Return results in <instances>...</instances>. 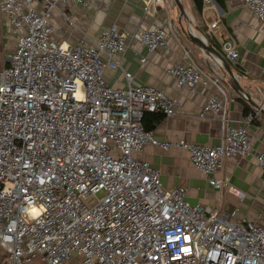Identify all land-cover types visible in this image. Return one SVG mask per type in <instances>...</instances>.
Wrapping results in <instances>:
<instances>
[{
  "label": "built area",
  "instance_id": "built-area-1",
  "mask_svg": "<svg viewBox=\"0 0 264 264\" xmlns=\"http://www.w3.org/2000/svg\"><path fill=\"white\" fill-rule=\"evenodd\" d=\"M36 1L0 2L16 36L8 65L0 68L3 263L264 264L263 224L248 217L228 220L217 208L192 204L186 187H164L160 171L143 157L149 145L182 148L211 186H228L243 200L246 193L223 170L227 158L253 155L264 171V150H253L248 127L253 115L232 124L226 91L186 49L184 60L166 73L180 89L195 92L209 82L219 88L221 95L209 96L199 117L221 122V140L157 139L144 126V114L176 115L180 98L133 81L122 65L128 34L112 23L97 38L82 32L77 42L63 43L55 13L73 24L66 8L88 1ZM241 2L264 21V0ZM162 5L164 0H146L144 10L154 14ZM172 26L170 20L153 23L137 39L149 51L166 48ZM217 26L213 22L211 29ZM222 47L238 60L233 37ZM108 69H122L125 86L110 85Z\"/></svg>",
  "mask_w": 264,
  "mask_h": 264
},
{
  "label": "crops",
  "instance_id": "crops-1",
  "mask_svg": "<svg viewBox=\"0 0 264 264\" xmlns=\"http://www.w3.org/2000/svg\"><path fill=\"white\" fill-rule=\"evenodd\" d=\"M87 1V6L71 4L66 8L73 24L59 12L55 13L57 25L64 30H59L57 38L67 44L77 42L82 32L91 39L97 38L103 28L112 23L118 24L128 34L130 41L122 56V65L134 75L133 81L158 86L180 98L178 113L164 116L153 125L152 131L157 139H185L211 144H218L221 140V122L212 116L199 117L208 97L219 95V88L209 82L200 84L195 92L180 89L166 73V68L183 61L184 51L190 49L203 72L212 80L218 79V85L226 91L227 118L230 122L242 124L248 115H253L248 125L253 150H264V21L256 18L241 0H226L224 5L210 1L203 4L201 11L196 9L193 0H164V5L158 7L154 14L145 12L146 0ZM168 20L173 26L168 28L166 48L149 51L138 41L137 33L153 23ZM216 21L218 26L212 30L211 24ZM193 32L198 37L204 36L226 61L221 63L217 54L193 41L190 38ZM15 37L0 7V68L8 65L9 55L16 45ZM231 37L236 40L239 50L236 61L223 53L222 45ZM142 57H147V60L142 62ZM107 77L112 86L126 84L122 69H108ZM243 92L256 104L244 97ZM247 108L250 110L247 111ZM143 157L160 171L164 187H186L187 200L192 204L204 203L217 208L228 220L238 221L248 217L264 225V171L253 155L233 156L225 160L223 176L246 193L243 200L228 186L222 189L211 186L205 174L195 167L188 152L182 148L163 150L149 145ZM0 260H3L1 249ZM40 263L44 264L40 259L30 264Z\"/></svg>",
  "mask_w": 264,
  "mask_h": 264
},
{
  "label": "trees",
  "instance_id": "trees-1",
  "mask_svg": "<svg viewBox=\"0 0 264 264\" xmlns=\"http://www.w3.org/2000/svg\"><path fill=\"white\" fill-rule=\"evenodd\" d=\"M217 3L224 5L226 0H215ZM194 5L196 6V9L198 11H201L203 8V0H193ZM247 111L250 109L247 108ZM164 114L162 112H146L143 116L142 122L147 130H152L153 125L156 124L158 121H160L162 118H164Z\"/></svg>",
  "mask_w": 264,
  "mask_h": 264
},
{
  "label": "water",
  "instance_id": "water-1",
  "mask_svg": "<svg viewBox=\"0 0 264 264\" xmlns=\"http://www.w3.org/2000/svg\"><path fill=\"white\" fill-rule=\"evenodd\" d=\"M190 38L193 40V41H196L198 42L199 44H201L205 49H208L212 52H214L215 54L218 55L219 59H221L223 61V63L226 61L225 60V57L216 49L214 48L213 46L209 45L207 43V40L204 36H200L198 37L194 32L193 33H190ZM237 90V89H236ZM238 91V90H237ZM249 98V96L247 97ZM249 100L253 103V104H256L251 98H249Z\"/></svg>",
  "mask_w": 264,
  "mask_h": 264
},
{
  "label": "rangeland",
  "instance_id": "rangeland-1",
  "mask_svg": "<svg viewBox=\"0 0 264 264\" xmlns=\"http://www.w3.org/2000/svg\"><path fill=\"white\" fill-rule=\"evenodd\" d=\"M36 263H37V262H36ZM0 264H4V263H3V260H0ZM40 264H41V263H40Z\"/></svg>",
  "mask_w": 264,
  "mask_h": 264
},
{
  "label": "bare ground",
  "instance_id": "bare-ground-1",
  "mask_svg": "<svg viewBox=\"0 0 264 264\" xmlns=\"http://www.w3.org/2000/svg\"><path fill=\"white\" fill-rule=\"evenodd\" d=\"M190 16H192V15H190Z\"/></svg>",
  "mask_w": 264,
  "mask_h": 264
}]
</instances>
